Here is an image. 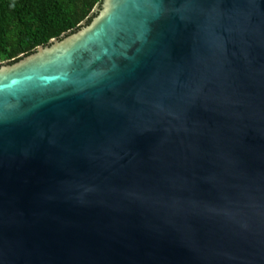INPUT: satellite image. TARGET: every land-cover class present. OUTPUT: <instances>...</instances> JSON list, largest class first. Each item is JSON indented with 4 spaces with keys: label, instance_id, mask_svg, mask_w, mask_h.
Here are the masks:
<instances>
[{
    "label": "water",
    "instance_id": "water-1",
    "mask_svg": "<svg viewBox=\"0 0 264 264\" xmlns=\"http://www.w3.org/2000/svg\"><path fill=\"white\" fill-rule=\"evenodd\" d=\"M0 64V264H264V0H104Z\"/></svg>",
    "mask_w": 264,
    "mask_h": 264
},
{
    "label": "trees",
    "instance_id": "trees-1",
    "mask_svg": "<svg viewBox=\"0 0 264 264\" xmlns=\"http://www.w3.org/2000/svg\"><path fill=\"white\" fill-rule=\"evenodd\" d=\"M104 0H0V64L16 63L90 24Z\"/></svg>",
    "mask_w": 264,
    "mask_h": 264
}]
</instances>
